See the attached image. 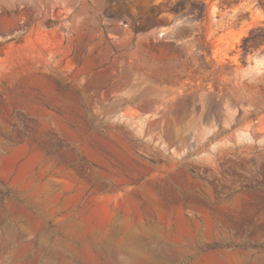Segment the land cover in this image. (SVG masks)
I'll use <instances>...</instances> for the list:
<instances>
[{"label":"rangeland","instance_id":"374dc122","mask_svg":"<svg viewBox=\"0 0 264 264\" xmlns=\"http://www.w3.org/2000/svg\"><path fill=\"white\" fill-rule=\"evenodd\" d=\"M0 264H264V0H0Z\"/></svg>","mask_w":264,"mask_h":264}]
</instances>
